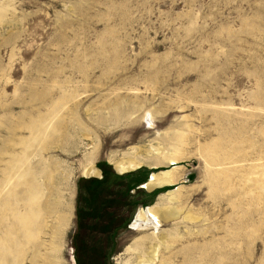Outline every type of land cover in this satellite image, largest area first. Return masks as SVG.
Masks as SVG:
<instances>
[{
    "label": "rangeland",
    "instance_id": "1",
    "mask_svg": "<svg viewBox=\"0 0 264 264\" xmlns=\"http://www.w3.org/2000/svg\"><path fill=\"white\" fill-rule=\"evenodd\" d=\"M133 148L145 163L119 182L128 185L125 226L112 243L100 241L111 236L103 226L112 214L99 211L107 197L91 201L98 212L85 207V181L102 174L85 177L83 168L90 161L104 170L110 186L112 175H122L113 163ZM29 153L32 166L40 159L38 169L49 165L55 178L61 207L42 216L40 239L48 244L47 227L58 226L61 214V264H75L77 209L80 222L99 231L92 238L81 232L83 264H96L100 247L109 252L104 264H124V248L153 231L131 226L137 211L176 187L180 207L196 217L185 223L194 237L192 264H264V194L254 185L264 165V0H0L1 183L12 173L10 159ZM170 155L178 162L166 164ZM167 169H175L171 185L144 187ZM45 187L41 202L51 191ZM1 211L0 236L12 221ZM230 233L241 236L237 245L228 246ZM25 255L23 264H34Z\"/></svg>",
    "mask_w": 264,
    "mask_h": 264
},
{
    "label": "bare ground",
    "instance_id": "2",
    "mask_svg": "<svg viewBox=\"0 0 264 264\" xmlns=\"http://www.w3.org/2000/svg\"><path fill=\"white\" fill-rule=\"evenodd\" d=\"M33 127L35 126L32 125L30 128L32 129ZM53 130H55V127L53 128ZM137 150L136 148H133L132 151L129 154H127L128 157L126 156L122 157L120 158L119 161L116 160L115 163H113V161L115 160H112L115 171H117L118 173H123L136 169L141 164H144L145 163L144 162L145 160L143 158L144 156H141L140 154L138 155L139 152ZM152 151L156 154V157H158L159 155L158 150L154 149ZM29 155L30 153L27 155L25 161L23 160V156L15 160L13 158L10 159V163L7 167V170L9 169L12 170V173L9 172L7 174L6 178L8 180L6 179V181L3 183L0 182V194H1L4 186H6L11 179L16 178V181L9 192V197L7 199H3L0 203V212H2L1 210L4 211V209H6V211L8 212L7 213L8 215H3L5 217L4 220L7 219V216L8 218L12 217L11 223L7 225V230H5L6 232L4 233V235L0 236V264H23L22 257L25 254L29 256V259L32 262H34V264H61L60 255H59L61 248L60 237H58L57 235L59 234L58 227L60 225L65 224V218L61 216V214H58L59 217L56 220L57 223L55 222L56 224H58V226L55 225V226L47 227L50 229V235H49L50 240L47 245H45V242H43L40 239V235L45 234L43 233L45 228V222L42 216L45 215L46 213L57 214L58 213L57 211L59 210L58 209L59 205L58 202L56 201V198L59 195H57V191L56 194L54 195L55 191L53 188L55 183V178L52 175V168H50L49 165H42L38 169V164H40V159L37 161V164L35 166H32L30 163ZM242 157L245 158L244 155ZM244 158L242 159L244 160ZM164 159L166 164H172V163L174 164V162L178 160V157H176V155H170L169 157H166ZM88 161L89 160H87L86 162ZM88 164H89L88 168L86 169L83 166L84 171L82 172V175L85 177L98 175V170L96 169V167L93 164H91L90 161L88 162ZM147 165L151 167H155L158 166V163L157 162L147 163ZM259 167H261V170L258 174L259 179L254 182V185H256V188L258 190L260 191L263 190V194H264V165H261ZM253 168L254 170L256 169L255 166H253ZM174 170L175 169H167L152 174L150 177V181L147 184H145V188L150 190L155 187L171 185V183L175 181L173 175ZM252 174L253 171L243 173L242 174L243 175L242 178L244 181L243 183L250 181L249 175ZM37 177L41 178L40 179L41 184L37 183ZM45 182L48 184V186H50L51 191L50 194L46 197L45 201L41 202L40 199L43 197V189H46ZM179 190L180 189L177 187L175 189L169 190L166 193L159 195L153 205L148 206L146 208H140L137 211L136 218L131 224V226L136 227L137 229H141L143 227H151L153 231L151 233L149 231V233H144L141 236L135 237L134 240L124 248V252L128 255V259L125 260L124 264H174L175 259L178 257L180 264L193 263L195 258L193 257L194 252L192 249L194 245H191L192 243L191 237H193V233L188 227V225H186L185 223L188 222L190 223L191 221L196 219V217L194 218L193 215H191V213L190 214L188 212L184 213L182 207H180V199L178 196ZM251 202L252 200L250 201V203ZM67 206L64 208L67 209L69 207ZM60 207L61 205L59 206V208ZM63 210L61 209V211ZM9 221L10 220H8L7 222ZM170 222H172L171 224L172 228L170 231H169L170 228L168 229L169 231L168 233L157 232L158 228L161 227L163 223L170 224ZM181 224L183 225L185 224L184 227L185 229L182 232H180ZM140 232L142 233V231ZM230 234L231 236L228 242V246L237 245L238 244L237 237L239 238L241 236H239V234L237 233H230ZM239 240H241V238ZM177 244L178 245L180 244L181 248L178 247L177 249H175ZM232 249H234V247ZM204 253L205 252H203L202 250L196 253L199 257L200 263L205 262ZM226 255L227 252H225L224 250L221 253V256L225 258ZM8 256L10 258H8ZM230 259H232V257Z\"/></svg>",
    "mask_w": 264,
    "mask_h": 264
},
{
    "label": "trees",
    "instance_id": "3",
    "mask_svg": "<svg viewBox=\"0 0 264 264\" xmlns=\"http://www.w3.org/2000/svg\"><path fill=\"white\" fill-rule=\"evenodd\" d=\"M101 178L100 179H89L87 181H85V183L87 184L85 187H81L82 188V194H84V198H83V203L85 205L86 208H88V210H90L92 213L93 212H98L96 211L95 206L96 205H92L91 201L92 200H100L102 197H107L102 198L104 199L101 203V209L99 210L101 213H104L105 210H109L111 212V216L109 219H107L106 221H104L105 225L103 226L104 230H106V232L111 233L110 238L109 237H105V239H99L100 241L103 240H107L110 241L111 243L113 242V237L115 236L116 233H118L119 230L123 229L122 224L124 222V220L127 218V211L126 208H130L129 203L127 202L128 199V195L125 193V187L128 186L126 185L124 188L122 186H120L119 182H121L122 180L127 179V177L131 176L129 173L128 174H122L121 176L119 175H112V185L108 186V183L111 184L108 181V175L106 174V172L104 170L101 171ZM108 182V183H107ZM105 184V187H104ZM128 184V182H127ZM105 189L103 190L104 193L100 194L98 196V193L96 192V196L97 198H92V192H95L94 189ZM129 191V188H128ZM88 195V196H87ZM89 195L91 196L89 198ZM87 196V197H86ZM92 198V199H91ZM77 215H78V221H79V233L76 234L73 238V247H74V257H75V261L76 264H83L82 258H81V252H80V247L82 245H85L83 242V233H81L82 231L85 232L84 228L89 230V237L92 238L93 236H91V233H96L99 231H97L96 229H93V225H85L83 224V222H80L81 220V213H80V208L77 209ZM98 219L100 218V216L97 217ZM96 231V232H94ZM101 232V231H100ZM113 233V234H112ZM101 234V233H100ZM110 239V240H109ZM87 241H91L89 244L92 246V244H95L94 242H92V239ZM94 247V246H93ZM99 249V248H98ZM100 253L97 255V261L96 264H104V260L106 259V256L108 257L109 252H105L103 250V247H100ZM89 259V258H88Z\"/></svg>",
    "mask_w": 264,
    "mask_h": 264
},
{
    "label": "crops",
    "instance_id": "4",
    "mask_svg": "<svg viewBox=\"0 0 264 264\" xmlns=\"http://www.w3.org/2000/svg\"><path fill=\"white\" fill-rule=\"evenodd\" d=\"M98 175L100 176V175H101V172H100V174H99V171H98ZM98 175H92V176H98ZM99 176H98V177H99ZM144 187H145V186H144ZM146 189H147V188H146Z\"/></svg>",
    "mask_w": 264,
    "mask_h": 264
},
{
    "label": "flooded vegetation",
    "instance_id": "5",
    "mask_svg": "<svg viewBox=\"0 0 264 264\" xmlns=\"http://www.w3.org/2000/svg\"><path fill=\"white\" fill-rule=\"evenodd\" d=\"M73 255H74V250H73ZM74 260H75V257H74ZM75 264H76V261H75Z\"/></svg>",
    "mask_w": 264,
    "mask_h": 264
},
{
    "label": "water",
    "instance_id": "6",
    "mask_svg": "<svg viewBox=\"0 0 264 264\" xmlns=\"http://www.w3.org/2000/svg\"><path fill=\"white\" fill-rule=\"evenodd\" d=\"M116 174H122V173H117V172H115Z\"/></svg>",
    "mask_w": 264,
    "mask_h": 264
}]
</instances>
